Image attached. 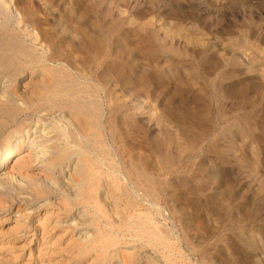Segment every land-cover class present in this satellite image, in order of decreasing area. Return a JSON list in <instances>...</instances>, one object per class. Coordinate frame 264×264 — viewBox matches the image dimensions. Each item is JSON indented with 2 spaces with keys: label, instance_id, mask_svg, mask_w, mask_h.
<instances>
[{
  "label": "rangeland",
  "instance_id": "obj_1",
  "mask_svg": "<svg viewBox=\"0 0 264 264\" xmlns=\"http://www.w3.org/2000/svg\"><path fill=\"white\" fill-rule=\"evenodd\" d=\"M0 59L24 67L16 94L35 71L98 105L84 112L98 138H76L89 186L109 191L102 252L59 249L38 226L63 211H37L27 187L47 171L18 156L0 181V264H264V0H0Z\"/></svg>",
  "mask_w": 264,
  "mask_h": 264
},
{
  "label": "bare ground",
  "instance_id": "obj_2",
  "mask_svg": "<svg viewBox=\"0 0 264 264\" xmlns=\"http://www.w3.org/2000/svg\"><path fill=\"white\" fill-rule=\"evenodd\" d=\"M10 57H12V54ZM9 59H11V58H9ZM12 59H13V57H12ZM12 59H11V62H12ZM13 61H14V59H13ZM15 61H17V58ZM3 62H4V60H3ZM10 65L11 66H9V68L7 67L6 63H4V66H3V63L0 65V74H1L2 78L5 79L4 81L2 80V82H3L2 85L0 83V100L2 101V103L0 104V140H1V142H0V181L7 178L6 177L7 173L5 170L8 167L12 166V164L15 165L14 163L17 162V158L20 155H24V157L28 158L26 160V163H28L31 167L35 164L33 167H37L40 170H43V168H44L47 171V172L44 171L45 172L44 174L39 173V175L37 174L38 175L37 177H28L27 187L33 189L32 191H34L35 194L37 195V197L35 199H37V200L40 199V201H42V203L44 202L43 204L37 206L36 208H34V207L33 208L37 209V211H39L38 210L39 208L48 206V207H52L53 209H57L58 211H63V213L61 215L60 214L54 215L51 213L50 214L47 213L46 214L47 216L44 215V217L42 218V220H41L42 224L38 227H40V230L43 233V237L45 236V238L42 237L44 239L43 241H45L44 243H52V241H53V243H54L53 245L56 244V245L60 246L59 249H61V246H64V244L67 247H71V248L73 246L72 249H74V251H75V249H77L80 253V256H84V258L89 259V260H90V258L93 259L94 253L96 254L97 252H102L103 246H104V244L102 245V243H105V240L102 238V235L105 233V227H103L102 224L105 223V218H106V215L108 216V214L106 213L107 210H105L103 208L102 203L105 200V198L108 197L107 194L109 191L106 190L107 185H105V187L103 185V187H104L103 188V194L101 196L97 197L95 192H94V188H92V186H89V182L87 181L89 174L87 173V165L85 164L86 160L85 161L83 160V156L85 154H83V150L81 149V145L78 143L80 140L77 141L78 139L76 138V134L80 135V137L81 136L88 137L89 133H91V131L89 132V130L92 128L90 124L93 122L90 121L91 123H89L88 122L89 120L87 119L90 116L87 113V111L89 110V107H86V108H88V109H86L87 111L82 110V109H85V107H84L85 104H82L84 102V100H82V97L83 96L85 97V94L84 95L80 94V95H82V96H80L79 93H84V92H79L81 89L79 91H77V89H75V85L72 84L73 82L69 83V85H67L64 82H62L60 79L53 78V77L46 79L45 81H42L43 86L38 87L39 82H34V84L32 82L30 83V80L32 79L33 75L35 74V71H31L29 77L26 79H23V81H22V82H24V84H22L21 87H23L25 89L23 92L27 93L25 91L29 90L28 91L29 93L25 94V96H23L21 94H16L13 92L14 91L13 87L16 83V77L17 76L12 75L13 73L11 74L10 72H13V70H14V71H16V73H23V72L25 73V71H24V67H22L20 65V63H18V64L13 63ZM13 66H15V69H12ZM26 70H27V68H26ZM8 72H9V74H8ZM5 73H7V74H5ZM94 76H95V74H94ZM58 77H60V76L58 75ZM80 78L82 79L81 76H80ZM36 81H37V79H36ZM72 81H73V79H72ZM77 86H79L78 82H77ZM94 90H96V89H94ZM81 91H83V90H81ZM23 92H22V94H23ZM88 92H89V90H88ZM88 92H86V93L89 94L88 99H90V93H88ZM96 94H98V93H96ZM96 94H95V97L98 98V96H96ZM92 95H93V92L91 93V96ZM55 96H57V98H60L61 100H63V102H62L63 104L61 106L59 104L60 108H63V109L65 107L70 108L67 115L59 116L60 115L59 114L58 115L59 117H56V118H51L49 116V111H51V110L47 107V105L51 102L50 100ZM92 97H94V96H92ZM94 98H92V100ZM99 98H101V97H99ZM84 99H86V97ZM98 99H97V101L100 104L101 102H99ZM94 100H93V102H94ZM50 104H53V101ZM81 104L84 105L83 106L84 108L82 107V109H81ZM88 106H89V103H88ZM97 106H94L95 107L94 115L92 113H90L91 116H96L95 114L98 113V112L96 113ZM52 107L50 106V108H52ZM56 109H59V108H56ZM56 109H54V111ZM63 109L61 111H63V113H64L65 111ZM98 109L100 111V108H98ZM101 109H102V107H101ZM85 111L87 113V116L89 115L87 118H86V115L84 113ZM91 111L93 112V110H91ZM88 112H90V111H88ZM91 116L89 118H91ZM97 118H98V115H97ZM90 120H92V119H90ZM98 120L99 119H97L96 121H98ZM92 121H94V119ZM94 125H98V123L97 124L95 123ZM103 126H105V125H103ZM103 126L101 125V127H103ZM91 130L94 131V129H91ZM104 131H102V132H104ZM94 133H91V134H94ZM98 133H100V131ZM94 135L96 137V134H94ZM98 136H99V134H98ZM92 138H94V136H92ZM96 138H98V137H96ZM103 140H104V138H103ZM103 140L101 139V141H103ZM101 141H97V142H101ZM94 143L95 142L93 139V144ZM92 146H94V145H92ZM87 148H90V147H87ZM88 151H89V149H88ZM100 153H101V151H100ZM15 160H16V162H15ZM90 162L91 161H89V163ZM23 164H25V163H23ZM15 169H13V170H15ZM101 169H102V167H101ZM89 170H90V168H89ZM21 171H23V170H20V172ZM92 172H89V173H92ZM10 176L11 175H9L8 178H10ZM11 177L14 178L17 176L14 174ZM19 181H20V179H19ZM103 181H104L103 184L106 183L105 180H103ZM20 182H22V181H20ZM100 184H101V179H100ZM2 186L4 187V185L0 184V187H2ZM121 186H123V185H121ZM134 187H135V185H134ZM134 187H133V189H134ZM137 187H138V185H137ZM107 189H108V187H107ZM118 189L119 188H116L115 190L117 191ZM133 189H132V191H133ZM129 190H127V192ZM145 190L146 189H144L143 191H145ZM55 192L59 193L61 195L62 200L61 199H60L61 201L58 200L60 203H58L56 201H52V199L54 197L49 198L50 194L51 193L54 194ZM124 192L126 193L125 189H124ZM147 195H148V193H147ZM116 197L119 198V196H116ZM136 197H137V195H136ZM131 198H132V196H131ZM112 199H114V198H112ZM122 200H124V199H122ZM128 200L130 201L129 198H128ZM22 201L24 202V199ZM32 201H34V199H32ZM26 204H27V202H26ZM106 205H107V203H106ZM147 205H150V204H147ZM27 209L28 208H26L25 210H27ZM112 210H114V209L112 208ZM32 211H33V209L31 211H29L28 213H31ZM115 212L116 211H114V213ZM33 213H35V212H33ZM33 213H31V214H33ZM149 214H151V213H149ZM62 215L64 217H62ZM16 216H18L17 220L22 219V218H24V219H27V218L30 219L31 218L32 219V217H34V216H27L26 214L24 215L23 211H18ZM117 216L118 215H116V217ZM128 218H130V217H128ZM120 219H121V221H119L120 223L125 222V220H124V222H122L123 221L122 218H120ZM120 219H118V220H120ZM124 219H126V218H124ZM131 220H132V218H131ZM17 222H19V220ZM21 223L22 222H20L19 224H21ZM109 225H111V224H109ZM136 226L137 225L135 224L134 227H136ZM16 227L17 226H15V228ZM137 227H140V226H137ZM12 228L14 229V227H12ZM24 228H25V226H24ZM130 228H132V227H130ZM151 231H153V230H151ZM140 233H142V232H140ZM60 234H64V235H60ZM66 234H69V236L66 239L64 238L65 240L63 241V236H66ZM149 234H150V231H149ZM153 234H151V235H153ZM58 235H60V236L57 237ZM142 235H145V234H142ZM111 241L113 243H115L112 239H111ZM108 243H110V242H108ZM49 245L50 244H48V246ZM108 246L111 247L110 244H108ZM105 248H106V245H105ZM68 250H70V248ZM110 250H109V252H110ZM69 253H70V251H69ZM76 253L74 255H76V257H78V259H79V254H76ZM41 254H43V253H41ZM120 254H121V252H120ZM44 255H45V252H44ZM121 256H122V254H121ZM71 257H72V259L74 258L72 255H71ZM92 261H94V260H92ZM102 261H103V259H102ZM122 262H124V261H122ZM125 262H126V260H125ZM66 263H68V262H66Z\"/></svg>",
  "mask_w": 264,
  "mask_h": 264
}]
</instances>
